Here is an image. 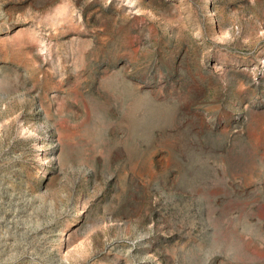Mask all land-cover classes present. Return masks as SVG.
Here are the masks:
<instances>
[{
    "label": "rangeland",
    "instance_id": "obj_1",
    "mask_svg": "<svg viewBox=\"0 0 264 264\" xmlns=\"http://www.w3.org/2000/svg\"><path fill=\"white\" fill-rule=\"evenodd\" d=\"M0 264H264V0H0Z\"/></svg>",
    "mask_w": 264,
    "mask_h": 264
}]
</instances>
